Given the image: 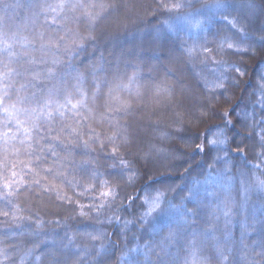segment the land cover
<instances>
[{
  "label": "snow or ice",
  "instance_id": "obj_1",
  "mask_svg": "<svg viewBox=\"0 0 264 264\" xmlns=\"http://www.w3.org/2000/svg\"><path fill=\"white\" fill-rule=\"evenodd\" d=\"M199 3V7L192 0H161L159 4L169 15L162 17L157 33L178 34L184 31L189 36L195 35L193 45L183 46L186 61L193 65L199 61L206 66L211 61L215 65L210 68L214 76L210 82L211 88L221 90L217 96L209 95L204 99L187 90V106L184 101H176V107L182 109L175 113L176 119L173 121L177 131L183 129L186 115L196 119L208 117L212 114L211 105L220 96L229 101L228 89L239 88L246 71L230 59L232 56L237 53L254 56L259 52L262 57L260 63L264 64V6L258 5L256 0H199ZM22 7L32 10V23L37 28L32 39L22 35L19 30L13 33L6 30L8 9ZM119 8V0H28L27 5L20 3V0L11 4L0 0V216L5 218L0 220V225H20L25 219L20 201L21 198L27 199L29 194L37 196L47 193L54 195L62 204L72 205L73 198L65 192V188L77 196L98 191V196L87 203L76 201L75 206L68 209L70 214L89 217L95 213L99 223H115L122 233L138 221L154 235L161 236L162 247L159 251L150 245L138 244L121 256V264H212L213 255L216 264H230V259H236L238 264H264V203L253 204L250 208L248 205V193L264 194V170H261V165H264V118L257 123L253 117V122L248 124L247 112L243 114V127L255 131L258 140H254L249 132L248 136L241 134L242 143H237L235 138L230 142L228 129L234 125L229 118L231 114L225 112L223 124L216 126L214 135L207 140L208 151L214 152L215 158L220 160L223 159L220 154L230 153L232 145L243 154L244 144L254 140L259 148L255 156L259 163L253 164L250 169H241L238 177H234L228 174L227 165L231 161L224 159L226 167L222 172L209 171L202 179H193L191 186L185 185L181 191H187L188 196L179 204L168 198L171 189H156L144 197V210L138 217L122 220L119 215H106L105 210L110 209L122 195L120 183L113 178L119 177L126 187L134 186L140 179L136 167L123 156H117V153L121 149L136 147L140 140L138 131L126 120L131 114L132 102L121 93L137 99L142 96L138 82L144 78L143 69L136 65L132 74L127 75L126 82L120 76L110 82L98 75L105 71L101 58L89 68L95 89L90 96L85 87L84 73L76 70L71 60L95 43L97 33L104 34L102 25L116 29L127 27L128 17H121ZM112 17L117 19L113 21ZM217 21L222 22V27L214 34L213 48L209 47L206 39L201 42L200 38ZM167 71L175 74L172 68ZM116 72H119L118 68ZM259 75L260 81L264 82V72ZM202 79H205L204 88L207 91L209 82L204 77ZM226 80L231 81L227 88ZM259 91L262 97L260 106L264 108V83L259 85ZM173 92L167 85H157L154 97ZM181 92H185L182 84ZM100 98H104L103 111H96V101ZM105 124L107 128L103 131L94 127L100 125L103 128ZM161 138L168 139L170 134L163 132ZM105 150L114 160L111 167L119 169L107 176L102 170L105 165L99 159ZM196 150L204 152L205 146L197 144ZM162 151L148 143L146 150L138 151L136 156L138 160L147 162ZM168 158L175 157L169 155ZM236 179L242 186L244 203L234 211L231 190ZM213 186L222 188L224 195L214 191ZM206 197L211 198L210 203L214 202L212 206L227 218L226 222L233 215L248 213L243 224L245 231L239 252L229 246L230 232H226L224 240H220L214 229L198 231L188 228L195 220L196 208L202 206ZM126 198L130 204L135 199L132 196ZM185 200L191 201L195 207L189 210ZM248 220L252 223L249 224ZM257 224L260 225L259 238L254 243H245L244 237L255 232ZM165 230L167 235H163ZM17 231L18 228L0 229V264L12 259L13 253L8 250L9 241L13 240ZM39 231L42 229L29 233L38 238L31 241L32 247L20 257V264L32 256L39 260L40 256L35 253L42 243L45 244V264H105L108 248L103 241L107 233L102 229L93 226L92 231L86 233L90 240L101 242L93 246L95 251L76 248L75 235L59 244L55 239L46 243L39 237ZM185 231H190V239L178 250L171 251L179 235ZM19 234L23 235V232ZM209 244L213 255L205 251ZM11 246L19 247L15 244ZM133 253H142L144 261L130 262ZM13 264H16L14 260Z\"/></svg>",
  "mask_w": 264,
  "mask_h": 264
},
{
  "label": "trees",
  "instance_id": "obj_2",
  "mask_svg": "<svg viewBox=\"0 0 264 264\" xmlns=\"http://www.w3.org/2000/svg\"><path fill=\"white\" fill-rule=\"evenodd\" d=\"M6 3H14L15 0H5ZM161 0H119L120 16L127 15V27L116 29L102 25L104 34L97 33V40L89 46L83 53H79L72 58L73 67L86 77L85 87L91 96L95 89L92 87L93 77L89 74V68L93 63L103 59L105 71L103 74H98L101 79L106 78L110 82H114L117 76L127 80V75L132 74V69L136 65H140L143 69L142 76L139 80L140 91L142 96L137 99L135 96L128 97L127 93H121L123 97L131 100L132 108L130 115L126 117L127 122L134 127L140 136V140L136 147L130 150L121 149L117 156H123L125 160L130 161L140 172V179L132 187H126L119 181V177L113 179L120 183L122 189L121 198L113 203L110 209H106V215H119L123 219H132L133 216L138 217L143 209V199L146 195L153 193L156 189L168 190V198L179 204L180 201L188 196L187 191H181L185 185L191 186V182L196 178H203L209 171L215 173L223 171L226 165L224 159L231 161L227 165L229 175L238 177L241 169L247 170L253 164L259 163L255 159L259 148L256 147L254 140H258L257 133L251 129L243 127L244 116L247 112L249 118L248 124L253 122V117L257 123H260L264 118V108H261L260 101L262 100L259 91L260 73L264 72V64H261V54L245 55L237 53L230 59L241 65L246 71V75L241 79L239 88H229L230 100L225 101L222 96L211 105L212 114L206 118L196 119L186 115L184 125L181 131H177V126L173 123L176 119V112H181L182 109L176 107V101H184L185 93L191 90V94L201 99L211 95L217 96L220 89L213 90L210 82L214 79L211 67L215 65L211 61L208 65L200 64L196 61L195 64H190L186 61V56L183 53V46H191L196 41V36H189L184 31L176 33H157V29L161 27L162 17L169 15L166 11L159 7ZM167 2V0H165ZM196 7L200 6L199 0H192ZM237 2V0H233ZM20 3L27 5L28 0H20ZM258 5L264 6V0H256ZM127 7H124V6ZM113 21L117 17L111 18ZM7 28L10 33L19 32L22 35L32 39L35 36L37 28L32 23V10L28 7L9 8L6 16ZM222 27V22H213L209 26L208 32L201 36V42L204 39L208 41L209 47H215V33ZM83 32V28L80 29ZM36 55H39L38 53ZM63 55V53H61ZM259 65V67H258ZM119 72H116V69ZM172 68L174 75L169 73L167 69ZM233 75V74H230ZM150 77V79H149ZM209 82V89L204 88L205 79ZM71 80V77H68ZM179 81V82H178ZM231 83L230 80L225 81V87ZM181 84L184 86L185 92H181ZM157 85L161 87L167 85L174 90L173 93H162L159 97H154V90ZM135 90V86H134ZM106 98V90L105 97ZM104 98L96 101L95 110L103 111ZM158 101V103H156ZM205 103L207 101L205 100ZM91 106V105H90ZM230 113V119L234 127L228 129L230 142L235 138L237 143H242L241 134L248 136L251 132L254 140H250L244 144L241 154L240 150L232 145V151L225 155H220L223 159L217 160L214 152L208 151L207 140L214 135V129L218 125L223 124V114ZM117 115L122 116V113ZM122 123L124 121H121ZM98 131L106 130L107 125L103 128L100 125H94ZM159 129L160 131H156ZM170 134V138L162 139L161 133ZM156 145L157 148L163 151L155 154L150 161L138 160L136 153L140 150H146L147 144ZM197 144L205 146L204 152L196 150ZM255 148V151L253 149ZM174 156V159H169L168 156ZM247 158V164H245ZM100 162L105 165L102 169L107 176L108 173L119 171L113 169L111 164L113 158L105 150L99 157ZM261 170H264V165H261ZM83 182V181H82ZM65 192L73 198V204L69 205L61 203L55 199L54 195L40 193L37 196L29 194L27 199L21 198V207L24 209L22 215L25 217L20 225H0V229L8 227L17 229L13 240L9 241V252L13 253L11 260L4 261V264H20V257L24 256L25 251L32 247V240L37 239L36 236H31L29 233L33 230L42 229L39 231V237H42L46 243H51L52 240L62 243L66 242L69 236L75 235L74 244L76 248L88 249L95 251L94 245L101 243L100 241H92L86 235L92 231L94 226L97 229H102L107 233L106 239L103 241L108 248V256L105 258V264H121V256L126 254L129 248H136L137 245H150L154 250L159 251L162 247L161 236L154 235L146 226L141 225L137 221L122 233L120 226L113 224H102L96 220V214L93 213L89 217L72 216L68 211L69 208L75 206L76 201L87 203L89 200L98 196V191L85 196H77L70 189L65 188ZM213 190L224 195L223 189L213 186ZM264 195V194H262ZM128 196L135 197L131 204L126 198ZM261 198V195L259 196ZM231 198L234 201V211L240 209L244 203V193L239 180L233 181L231 190ZM258 195L254 192L248 193L249 208L253 204H257ZM211 198H204L202 206L196 208L195 220L188 225L189 229L203 230L211 228L215 230L217 237L224 240L225 233H231L229 246L234 251L239 252L241 249L240 240L244 234V221L248 217L247 212H242L239 215H233L230 221L226 222L227 218L219 211H216L210 203ZM185 206L192 210L195 206L185 200ZM87 211V209H85ZM103 218V217H102ZM5 219L0 216V220ZM42 221V223H40ZM56 221H60L59 224ZM251 224L252 221L248 220ZM256 231L250 232L245 236V243H254L260 235V225H256ZM23 232V235L19 233ZM65 233L68 235L66 236ZM167 235V232L163 233ZM190 231H185L179 235L177 244L171 249L176 251L180 245L184 244L187 239H190ZM18 245L13 247L11 245ZM45 244H40L35 255H39L40 259H35V256L29 257L24 264H45L43 250ZM71 248V245L69 246ZM209 255H213L211 244L205 249ZM132 260L144 261L142 253H133ZM155 259V257H153ZM130 260V262L132 261ZM212 264H216L213 255ZM230 264H238L236 259H230Z\"/></svg>",
  "mask_w": 264,
  "mask_h": 264
},
{
  "label": "rangeland",
  "instance_id": "obj_3",
  "mask_svg": "<svg viewBox=\"0 0 264 264\" xmlns=\"http://www.w3.org/2000/svg\"><path fill=\"white\" fill-rule=\"evenodd\" d=\"M260 195H258V200H257V204L258 203H264V195H261V198L259 197ZM130 260H132V257L130 256Z\"/></svg>",
  "mask_w": 264,
  "mask_h": 264
}]
</instances>
